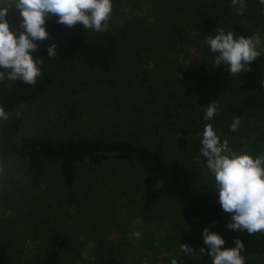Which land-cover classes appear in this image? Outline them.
I'll return each instance as SVG.
<instances>
[{
	"label": "trees",
	"instance_id": "obj_1",
	"mask_svg": "<svg viewBox=\"0 0 264 264\" xmlns=\"http://www.w3.org/2000/svg\"><path fill=\"white\" fill-rule=\"evenodd\" d=\"M167 5L169 13L158 43L162 55L186 54L195 45L198 57H186L180 74L161 65L165 80L138 89L136 96L140 98L152 95L165 100L164 116L154 119L151 126L155 132L118 138L99 134L49 139L25 130L26 107L48 95L76 62L110 81L115 94L121 92L110 77L124 48L119 30L109 24L106 32L86 31L79 23L69 28L52 17L47 26L49 37L38 42L35 53L44 57L36 83L4 82L8 94L0 106L7 111V119L0 120V164L15 159L36 180L54 169L62 185L72 187L85 166L102 168L108 162L122 163L140 174L129 198L144 214L160 216L170 209L180 222L193 229L211 227L220 233L226 240L222 247H233V239L239 237L245 243V264H264V233L249 235L229 230L230 214L222 210L216 190L206 194L189 183L191 175L201 180L213 178L200 155L206 123L212 124L221 140L229 141L230 148L264 155V76L250 74L264 70V51L249 71L232 77L224 66L214 65L215 54L204 43L208 33L219 27L237 36H249L257 21L252 12L264 5L258 0H244L243 14L237 13L232 0H168ZM53 43L57 45V56L49 58L47 48ZM212 101L218 110L211 121H205V109ZM70 109L75 110L73 106ZM237 116L241 122L232 132L229 125ZM71 247L65 233L52 231L39 264H60ZM201 247L206 248L202 235L198 251L192 257L181 256L182 264H211L207 252L199 253ZM172 249L180 253L176 245ZM0 264H23L11 257L2 241Z\"/></svg>",
	"mask_w": 264,
	"mask_h": 264
},
{
	"label": "rangeland",
	"instance_id": "obj_2",
	"mask_svg": "<svg viewBox=\"0 0 264 264\" xmlns=\"http://www.w3.org/2000/svg\"><path fill=\"white\" fill-rule=\"evenodd\" d=\"M167 1L113 0L107 23L119 30L124 48L110 77L121 92L115 94L110 81L76 62L48 95L26 107L25 130L49 139L155 132L151 126L164 116L165 100L140 98L138 89L165 80L161 65L180 74L186 57H198L195 45L186 54L162 55L158 43L169 13ZM252 13L257 21L249 36L255 35L264 51V8ZM20 19L13 9L10 27L18 28ZM250 74L263 77L264 70ZM7 94L0 82V105ZM139 178L136 169L108 162L102 168L83 167L74 186L65 187L54 169L36 180L24 164L7 160L0 164V241L23 264L40 263L54 230L65 233L72 243L60 264H172L173 259L182 264L180 244L191 245L196 253L203 229L180 222L170 209L160 216L144 214L129 198ZM189 183L206 194L215 191L214 178L191 175ZM174 245L180 253L172 249Z\"/></svg>",
	"mask_w": 264,
	"mask_h": 264
},
{
	"label": "clouds",
	"instance_id": "obj_3",
	"mask_svg": "<svg viewBox=\"0 0 264 264\" xmlns=\"http://www.w3.org/2000/svg\"><path fill=\"white\" fill-rule=\"evenodd\" d=\"M264 5V0H258ZM238 14H243L244 0H232ZM18 10L20 24L11 28L10 12ZM113 11V0H0V82L22 81L35 84L42 74L44 57L36 55L39 44L49 37L46 20L56 18L58 24L69 28L78 23L86 31L106 32ZM214 55V65L224 66L233 77L249 71L251 63L261 55L259 39L255 35H235L219 27L208 33L204 40ZM57 56V45L47 48V57ZM218 110L212 101L204 112V120L211 121ZM7 119V111L0 106V120ZM237 116L229 125L235 132L240 125ZM200 155L214 178V188L222 210L229 213L227 228L246 231L249 235L264 233V155L254 156L247 151L229 147L227 139L221 140L212 124L206 123L201 133ZM215 222H213L214 224ZM132 235L140 236L139 232ZM203 244L200 254L207 252L211 264H245L243 239H233V247H222L225 238L211 227L202 230ZM186 256L194 255L191 245L180 244ZM172 264H177L172 260Z\"/></svg>",
	"mask_w": 264,
	"mask_h": 264
}]
</instances>
